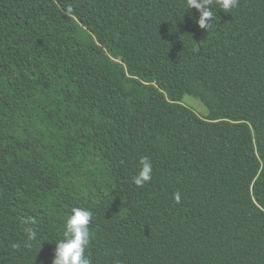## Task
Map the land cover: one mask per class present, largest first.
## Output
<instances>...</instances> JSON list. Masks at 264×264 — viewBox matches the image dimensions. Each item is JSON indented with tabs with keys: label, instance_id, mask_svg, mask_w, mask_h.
Segmentation results:
<instances>
[{
	"label": "trees",
	"instance_id": "trees-1",
	"mask_svg": "<svg viewBox=\"0 0 264 264\" xmlns=\"http://www.w3.org/2000/svg\"><path fill=\"white\" fill-rule=\"evenodd\" d=\"M0 264H264V0H0Z\"/></svg>",
	"mask_w": 264,
	"mask_h": 264
},
{
	"label": "rangeland",
	"instance_id": "rangeland-1",
	"mask_svg": "<svg viewBox=\"0 0 264 264\" xmlns=\"http://www.w3.org/2000/svg\"><path fill=\"white\" fill-rule=\"evenodd\" d=\"M185 102L187 105L190 106V108H192L199 115L205 114V107L201 103H199L198 101H196L190 97H187L185 99Z\"/></svg>",
	"mask_w": 264,
	"mask_h": 264
}]
</instances>
